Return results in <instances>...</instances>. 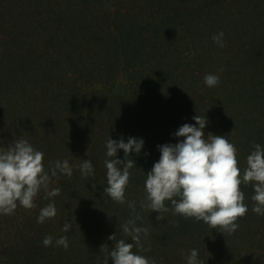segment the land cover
<instances>
[{"label":"trees","instance_id":"trees-1","mask_svg":"<svg viewBox=\"0 0 264 264\" xmlns=\"http://www.w3.org/2000/svg\"><path fill=\"white\" fill-rule=\"evenodd\" d=\"M221 30L223 47L212 39ZM207 73L217 86L204 83ZM198 114L206 135L234 142L241 167L254 143L264 145V0H0V147L23 137L46 165L67 158L74 169L53 178L58 196L41 192L35 208L0 215V264H97L114 244L109 234L131 240L120 228L130 209L104 192L106 139L144 138L125 193L140 210L157 146L182 139L173 133ZM87 158L95 175L83 177L75 165ZM241 189L248 211L232 233L143 210L142 254L186 264L195 247L201 264H264V215L252 211V184ZM50 200L57 215L37 223ZM61 235L67 249L55 245Z\"/></svg>","mask_w":264,"mask_h":264},{"label":"clouds","instance_id":"clouds-1","mask_svg":"<svg viewBox=\"0 0 264 264\" xmlns=\"http://www.w3.org/2000/svg\"><path fill=\"white\" fill-rule=\"evenodd\" d=\"M223 30L212 35L213 41L224 46ZM222 70V69H221ZM208 87L217 86L220 77L216 73H207L203 77ZM196 123H184L173 133L182 137L177 142L158 145L160 157L147 171L144 180L145 198L139 209L135 201L128 200L125 193L130 183L131 171L136 160L129 159L131 153H141L145 144L143 137L129 136L127 140L108 138L105 141V160L107 184L104 187L109 197L130 209L128 218L120 225L121 230L131 240L117 239L116 233L108 236L114 242L103 258H97V264H157L154 258L142 254L148 251L145 242L150 229L142 223L143 210L156 211L157 220L165 217L163 213L172 211L185 218L202 220L211 228L224 233H232L239 227L238 218L247 214L248 204L241 185L252 184L254 192L251 200L255 203L252 211L264 215V145L254 143L246 157V165L241 167L238 149L228 136L204 132L208 118L199 114L192 117ZM124 151V158L118 155ZM81 176L95 175L91 159H82L75 165ZM73 165L69 159H56L54 163H45V153L36 148L28 139H15L6 148L0 147V215L12 214L17 206L35 208L36 198L43 192L49 199L60 194L61 188L53 187V178L73 175ZM166 201L168 203H166ZM171 205V208L169 207ZM57 215L55 202L50 200L41 207L37 223ZM73 222L68 219L62 225V231L68 233ZM52 235L42 239L44 246L53 244ZM67 235L55 238V245L67 249ZM101 245V250L107 249ZM150 247V246H149ZM134 249H136L134 251ZM186 264H201L199 249L191 248L185 256Z\"/></svg>","mask_w":264,"mask_h":264}]
</instances>
